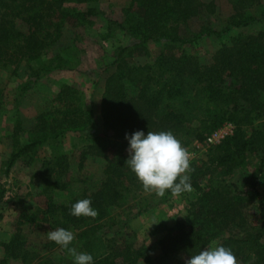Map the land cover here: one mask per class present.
<instances>
[{
	"label": "trees",
	"instance_id": "1",
	"mask_svg": "<svg viewBox=\"0 0 264 264\" xmlns=\"http://www.w3.org/2000/svg\"><path fill=\"white\" fill-rule=\"evenodd\" d=\"M92 1L0 0V63L15 66L57 48L65 24H83L88 16H104L87 4ZM259 1L231 0L233 12L221 29L206 18L215 13L212 0H130L121 20L105 17L107 30H119L128 42L115 47L112 69L104 78L100 115L105 131L83 150L104 157L103 175L94 189L84 190L67 204L47 206L56 226L75 234L70 246L77 252L91 253L94 264H134L140 257L145 264H156L149 255L132 249L114 230L155 201L146 200L126 218L114 219L119 211L124 212L129 195L145 191L125 162V133L171 131L187 148L193 141L202 144L227 122L234 125L233 132L204 146L202 165L188 175L197 196L172 226L164 227L156 259L185 264L200 249L220 244L230 248L240 264H264V192L260 188L264 184V29L230 36L206 63L181 47L190 40L187 34L191 38L220 36L230 28L246 27L256 18L244 9ZM201 17L204 23L192 32L189 22ZM148 42L163 43L152 62H126L125 57L132 52H145ZM51 55L45 66L31 71L23 91L44 75L67 68L61 51ZM2 100L0 89V106ZM55 100L56 106L35 117L26 141L15 140L6 165L8 170L16 160L26 157L24 164L42 182V192L50 194L66 187L68 167L66 152L51 141L67 131L83 132L92 124V114L81 105L76 85L62 83ZM18 126L15 133L20 132ZM46 143L56 151L40 159L37 149ZM241 166H252L244 174L243 186L226 179L233 168ZM201 176H205L203 184ZM3 193L1 190L0 197ZM170 194L166 190L160 198ZM83 198H90L97 211L95 218L70 214L72 203ZM255 214L257 224L251 220ZM21 224L16 221L9 239L1 242L4 254L0 264L13 258L22 264H37V252L26 248L21 238ZM57 248L70 257L66 249Z\"/></svg>",
	"mask_w": 264,
	"mask_h": 264
},
{
	"label": "rangeland",
	"instance_id": "2",
	"mask_svg": "<svg viewBox=\"0 0 264 264\" xmlns=\"http://www.w3.org/2000/svg\"><path fill=\"white\" fill-rule=\"evenodd\" d=\"M209 2L211 0H202ZM216 7L215 13L208 15L212 26L221 29L227 17L233 12L231 0H212ZM130 0H94L87 3L101 10L102 15L88 16L83 24L67 23L62 28L59 46L42 54L38 59L22 60L18 65H2L0 63V89L3 94L0 106V215L4 216L3 206L11 203L7 219L0 220V239L5 238L4 231L13 233L16 221L20 220L22 228V240L26 248L34 249L37 264H73L72 257L61 254L56 244H51L48 233L56 228L54 214L48 211V205L67 204L74 196L84 190L94 189L102 175L105 159L96 156L90 151L83 152L85 146L99 138L105 131L100 115V96L106 73L112 69L111 62L115 47L128 42V37L119 30H107L105 17L121 20L124 9ZM85 4V6L87 5ZM84 5L79 6L83 8ZM244 11L255 16L246 27L230 28L227 33L220 36L203 35L198 38H190L181 47L194 54L202 63L211 60L214 51L222 44L229 41L230 36L238 33L255 32L264 29V0L258 4L245 8ZM204 18H194L189 22L192 32L199 29L204 23ZM186 29V28H185ZM145 52H132L125 60L129 64H143L153 61L155 56L163 48L161 42H148L145 44ZM61 51L62 58L67 60V68L54 70L31 87L23 91L32 70H40L53 57L52 52ZM108 70V71H107ZM107 71V72H106ZM62 83L76 85L80 103L83 108L90 110L92 124L83 132L67 131L56 141L57 147L67 154V173L65 188L51 192H42V182L33 176L29 166L24 164L26 157L16 160L6 170L7 160L15 146V140L24 143L27 139L26 132L35 121V117L42 111L52 109L57 105L55 100L58 88ZM256 123V121H255ZM19 125V126H18ZM18 126L20 132L15 133ZM198 141H193L185 148L190 157L189 175L197 166L202 165L205 158L204 146ZM56 149L51 143H46L37 149L40 159L52 156ZM252 166L233 168L231 174L226 177L228 181L243 186L245 175ZM201 184L205 176L199 177ZM264 192V184L260 186ZM197 191L191 185V191L181 192L179 195L170 194L162 199L154 192H141L137 195H129L124 212L119 211L114 219L126 218L136 211L144 201H155L136 216L130 218L125 225L119 224L114 228L118 237L126 238L127 244L132 249H137L145 255H149L156 264H166V260H157L158 240L165 232V226H172L189 204L196 198ZM15 206V207H14ZM14 207V208H13ZM17 211H14L16 210ZM149 209V210H148ZM44 210V214H43ZM121 210V209H120ZM251 220L258 223V218L253 215ZM5 225V229L2 227ZM0 240V257L3 256V248ZM119 239L117 244H119ZM214 246V244H211ZM144 249V250H143ZM136 255V252H133ZM142 253V254H143ZM141 256V254H138ZM6 264H22L18 258L7 261ZM32 264V262L30 263ZM115 264H119L118 261ZM134 264H145L143 258H138Z\"/></svg>",
	"mask_w": 264,
	"mask_h": 264
},
{
	"label": "clouds",
	"instance_id": "3",
	"mask_svg": "<svg viewBox=\"0 0 264 264\" xmlns=\"http://www.w3.org/2000/svg\"><path fill=\"white\" fill-rule=\"evenodd\" d=\"M128 157L125 160L130 170L141 182L146 192L163 196L165 191L174 195L191 191L190 157L187 150L171 131L135 130L125 133ZM70 214L76 217L95 218L97 211L91 206L90 198L72 203ZM50 241L66 249L73 264H94L91 253L77 252L71 247L75 234L65 228H56L48 233ZM185 264H240L230 248L217 244L200 249L190 255ZM251 264V262H250Z\"/></svg>",
	"mask_w": 264,
	"mask_h": 264
},
{
	"label": "built area",
	"instance_id": "4",
	"mask_svg": "<svg viewBox=\"0 0 264 264\" xmlns=\"http://www.w3.org/2000/svg\"><path fill=\"white\" fill-rule=\"evenodd\" d=\"M234 125L230 122L225 123L223 126L218 128L216 131L210 133L202 144H198L201 146H207L208 144H213L218 142L223 137L230 135L233 132Z\"/></svg>",
	"mask_w": 264,
	"mask_h": 264
},
{
	"label": "crops",
	"instance_id": "5",
	"mask_svg": "<svg viewBox=\"0 0 264 264\" xmlns=\"http://www.w3.org/2000/svg\"><path fill=\"white\" fill-rule=\"evenodd\" d=\"M11 203H8V204H6L5 206H3V213H4V216L3 215H0V220H2V221H4L5 222V220L7 219V213L9 212L8 210H13V209H11V205H10ZM15 207V206H14ZM13 207V208H14ZM149 210V209H148ZM14 211H17V209L16 210H14ZM2 227L5 229V225L3 226V224H2ZM4 234L6 235V237L5 238H2V239H0V240H2L3 242H6L8 239H9V237H10V233L9 232H7L6 230L4 231ZM4 254V253H3Z\"/></svg>",
	"mask_w": 264,
	"mask_h": 264
}]
</instances>
